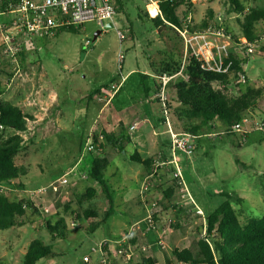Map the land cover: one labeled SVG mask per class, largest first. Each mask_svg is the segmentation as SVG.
<instances>
[{
  "label": "rangeland",
  "instance_id": "1",
  "mask_svg": "<svg viewBox=\"0 0 264 264\" xmlns=\"http://www.w3.org/2000/svg\"><path fill=\"white\" fill-rule=\"evenodd\" d=\"M241 1L248 9L264 8V0ZM122 2L123 9L119 14L116 13L113 19L114 27L124 36L122 42H119L113 28L100 30L95 23H86L75 29L74 33L63 32L54 40L53 45L42 49L38 55L33 45L24 44L21 53L12 59L1 53L0 36L1 97L5 101H16L18 90L30 102L37 90L45 94L55 92L58 94L56 109L53 107L48 111H35L42 113L44 118L54 121L59 119V126L53 125L52 122L44 124L47 119L36 126L29 119L26 131L20 134L23 144L15 164L26 171L23 183L26 191L34 190L36 193L33 196L30 193L14 196V192L23 189L10 186L1 193L11 200L27 198L40 208L37 213L27 210L20 219L23 222L21 227L0 231V264H21L28 245L37 238L43 240L56 254L55 257L41 259L37 264H139L141 258L156 250L164 254L159 255L156 261L158 264H179L171 251L189 249L195 253L198 250V240L206 237V216L225 201L222 194L231 196V206L242 225L251 218L264 217V133H229L215 121L209 126L206 135L195 138V150L189 158L179 152L175 154L185 189L193 203L187 198H182L181 188L173 185L172 171L168 170L171 175L168 180L161 179L159 184L153 183L159 180L157 167L148 188L149 194L145 191L144 201L141 199L143 204H156L155 229H144L143 233H138L125 243H117L129 228V224L139 217L138 210L140 217L145 216V212L142 213L136 204L144 170L141 164L129 159V147L127 151L124 150L128 142L123 145V150L119 151L117 147L105 144L103 135L106 133L119 137L127 132L128 124H122L115 116L126 106L127 101L138 93V85L143 82L140 81V74L144 69H149L148 64L158 68L165 59L181 60L184 52L182 40L176 30L161 29L157 32L149 21L137 17V13L143 14L145 10L150 15L157 14L153 0ZM191 3L192 21L195 25L209 20L210 16L213 18L210 23L219 17L222 25L233 35L241 36L237 20L242 17L229 14V4L224 0H193ZM184 10V7H180L178 13ZM128 24H131L133 31L131 37L126 29ZM257 28H260V24ZM97 31L101 34L94 40ZM262 50L264 43L255 49V53L244 65L248 84L240 85L233 81L226 87L228 96L237 95L239 90L245 89L246 86L261 91L257 99L259 108L254 114L256 120L264 118V86L252 85L250 81L264 82V57L258 55ZM119 57L122 58L121 63ZM39 63L45 68L46 76L40 75ZM129 70L134 71L133 76L116 92L117 96L112 103L98 114L104 101L91 99L94 91L112 80L117 85L121 76ZM182 79L184 78L181 76L173 79L167 91L172 108V124L177 131L182 130L185 120L182 117L178 119L174 113V110H182L176 102L174 85ZM144 82L146 87L151 85L150 79ZM9 84L11 87L8 90L6 88ZM39 85L46 89H39ZM216 87L223 89L225 86ZM150 104L152 110L148 118L153 125L166 130L162 125H158L159 114L161 116L159 105L154 102ZM247 114L249 113H244L242 118L248 117ZM97 117L99 118L95 123ZM106 123L114 124L112 129L118 132H109ZM90 128H93L90 134L96 136L98 143L105 145L100 151L101 155L86 150L85 143H92L91 135L87 136ZM96 131L97 133H94ZM7 135L8 133H4L5 137ZM99 136L102 137L101 140L98 139ZM166 137L167 135L163 134L158 138L163 140L164 150L170 158V142L167 144ZM95 147L98 148V144ZM97 156L105 157L110 162L103 180L111 189L113 199L117 201L113 214L107 219H103L106 209L104 194L88 176L92 160ZM153 158V167L155 163L162 161V157ZM171 168L174 169L172 165ZM62 175H65L67 181L65 186L59 187L56 192L46 189L44 194L38 193V188H46L50 181ZM89 188H94L96 195L88 199L85 196ZM169 189H173V194L166 199L164 193ZM117 195L125 202L117 200ZM37 196H43V199L38 201ZM65 206L74 211L92 207L97 217L74 224L69 209L66 210ZM43 208H46L47 212H44ZM57 214L62 217L67 227V238L64 240L51 238L44 229L46 222L52 224ZM94 222H99V227L91 233L87 232ZM109 238L112 241L110 247H104L107 258L105 263H101L102 254L98 251V246ZM128 245L132 246L128 257H125L124 253L116 255V251L121 248L127 252Z\"/></svg>",
  "mask_w": 264,
  "mask_h": 264
},
{
  "label": "trees",
  "instance_id": "2",
  "mask_svg": "<svg viewBox=\"0 0 264 264\" xmlns=\"http://www.w3.org/2000/svg\"><path fill=\"white\" fill-rule=\"evenodd\" d=\"M224 1L229 4V14L242 17L241 20H237L241 37L249 43L259 39L260 35L264 33V8L248 9L241 0ZM153 2L157 11L156 15H150L145 10L143 14L137 13V17L149 21L157 32L161 29H183L184 21L193 13V4L188 0H153ZM122 4V0H115L117 14L123 9ZM180 7H184L185 10L179 14ZM212 19L210 16L209 20L202 21L198 25L192 21V24L187 27L190 32H199L204 30ZM258 24H260V28H257ZM130 25L128 24L126 29L131 37L133 31ZM223 28L226 34L231 35L232 40H237L238 37L233 35L226 26L223 25ZM66 30L71 33L76 32L74 28ZM258 55L264 57V50L260 51ZM230 60L233 62L230 72L219 75L201 70L200 64L192 56H187L182 70L184 79L174 85L176 102L182 109L174 110V113L178 119L182 117L185 120L180 132L200 138L206 135V131L210 129L209 126L217 121L223 129L230 133L232 126L242 120L244 113L255 114L258 109L257 99L261 93L260 90L246 86L245 89L239 90L237 95L231 94L230 96L226 90V87L236 81L239 75L245 74L244 65L248 62V58L238 59L235 56H230ZM180 67L181 60L171 58L165 59L158 68L151 66L157 76L163 74L171 76L178 72ZM140 77L147 79L143 74H140ZM141 84L144 83L141 82ZM217 85L225 87L219 89L216 87ZM157 88L158 83L153 80L152 85L145 91V97L151 98ZM149 89L150 92H148ZM29 119L31 117L24 115L17 106L0 98V125L3 127L0 130V185L8 188L26 190L23 185L27 175L26 171L15 164V159L22 150L23 138L20 134L26 131V123ZM4 133H8L7 137L4 136ZM103 136L105 144L117 147L119 151H122L123 145L128 142V137L124 134L114 137L113 134L105 133ZM90 138L93 147L90 152L101 155L100 151L105 145L98 143L95 135H91ZM97 144L98 148L95 147ZM129 159L141 164L146 175L151 173L152 159H141L138 155L130 156ZM108 167L109 161L105 157L97 156L93 158L88 173L90 181L95 182L104 194L106 209L103 219H107L113 214L114 204L111 189L103 180ZM172 182L173 185L178 186L177 180L173 179ZM86 193L85 197L89 199L96 195V190L89 188ZM172 194L173 189H169L164 193V196L169 199ZM222 195L225 197V201L206 216V237L198 240V250L195 253L189 249H173L171 251L173 258L179 264H264V217L251 218L242 225L231 206V196L225 193ZM39 208L40 206H35L27 198L11 200L0 192V231L21 227L23 222L20 219L27 210L37 213ZM65 208L69 209L68 206ZM69 215L73 218L72 223L74 224L97 217L92 207L81 211L69 209ZM99 225V222H94L90 231L87 232H93ZM44 229L53 239L64 240L67 238V227L59 214L52 224L46 222ZM55 256V252L43 240L37 238L28 245L21 264H37L41 259ZM139 264H157V262L154 258L143 257Z\"/></svg>",
  "mask_w": 264,
  "mask_h": 264
},
{
  "label": "built area",
  "instance_id": "3",
  "mask_svg": "<svg viewBox=\"0 0 264 264\" xmlns=\"http://www.w3.org/2000/svg\"><path fill=\"white\" fill-rule=\"evenodd\" d=\"M192 1L188 0L190 3ZM115 7V0H0L1 53L13 59L21 53L23 45L33 37L48 38L60 29H77L86 23H95L100 30H104L107 24L113 22L116 14ZM184 22V28L176 30L184 47L181 67L178 72L171 76L166 74L156 76L158 88L152 98L157 101L160 107L162 124L165 126L169 137L170 158L167 164L172 165L174 168L171 173L172 179L178 181V186L183 192L181 197L187 198L193 203L185 189L181 173L175 161V154L179 152L189 158L195 150L193 142L197 137L173 128L170 100L167 94L169 83L179 76L183 77L182 70L187 56H192L200 64L201 70L205 72L219 75L228 74L233 66L230 56H235L238 59L252 56L255 53V49L261 43H264V33L260 35L259 39L254 40L253 43L247 42L241 36L234 41L230 34L225 33L219 17H216L204 30L199 32H190L187 27L192 24V16H188ZM112 28L115 30L119 42H122L124 40L123 34L115 27ZM87 45L88 41H86L85 46ZM119 60L121 63L122 58L119 57ZM235 82L240 85L248 84L245 74L239 75ZM118 89L119 85H110L108 91L110 97H113ZM136 126L137 124L129 126V131H133ZM1 129L3 127L0 125ZM231 132L241 135L253 132L264 133V120H256L252 116L244 117L239 123L232 126ZM98 139L101 140L102 137L99 136ZM85 147L89 152L93 149L92 143H86ZM164 164L162 161L157 162L151 173L144 177L139 196H144V192L148 190L157 172V167ZM66 184L67 181L63 177L51 182L46 188H40L38 193L44 194L46 189L56 192L59 187ZM7 188L0 185V192ZM35 193L30 192L31 196ZM155 208L156 204L153 202L144 203V218L130 225L117 243H125L138 233H143L144 229L154 230ZM43 209L44 212H47L46 208ZM105 246V240L98 246V251L102 254L101 263H105L107 258V254L104 251ZM128 246L127 252L121 248V250L116 251V255L124 253V256L128 257L131 254L132 247L131 245Z\"/></svg>",
  "mask_w": 264,
  "mask_h": 264
},
{
  "label": "crops",
  "instance_id": "4",
  "mask_svg": "<svg viewBox=\"0 0 264 264\" xmlns=\"http://www.w3.org/2000/svg\"><path fill=\"white\" fill-rule=\"evenodd\" d=\"M111 24L114 27V23L112 22ZM65 31H67V30L66 29H60L53 36L48 37V38L33 37L30 41H28L25 44L29 43L30 45H33L36 48L35 52L38 55V54H40L42 52V49L53 45L54 44V40L56 38H58V36H60V34H62ZM100 34H101V32H100ZM38 67H39V71L41 72L40 75L42 77L46 76L45 75V68L43 67L42 63H39ZM148 68H149L148 70L144 69L141 72V74L145 75L147 77V79H150L151 80V85H152L153 80H155L157 82V80H156V76L157 75L154 73V71H153L154 69L151 68V65L148 64ZM133 74H134V71L133 70H129L124 76H121V79H120L121 81L117 84V85H119V89L118 90L121 89V87L125 84V82L131 76H133ZM147 79H143L142 77H140V81H143V82L146 81ZM250 83H252V85H254V84L263 85L264 82L263 83L262 82L258 83V80H253V82L250 81ZM139 84L140 85H138V88H137L138 93L136 95L132 96L127 101L126 106H123L118 111V114H116L115 117L118 118L122 124H124V125L126 123L128 124L127 132H125V135L128 137V143H127V145L124 148V150L127 151L128 147H129L130 151L129 150L127 151V152H129L128 153V157L138 155L139 157H141V159H152V160H154L153 157H155V156L162 157V162L165 163V164L159 166L158 175H157L159 177V180L156 181V182H153L155 184H159L161 179L163 181L168 180L169 177H171V175L169 174V171H173L171 166L167 164V161L169 160V157L166 155V152L164 150L165 146H164L163 140L158 138V137H160L163 134L167 135V137H166L167 140L166 141H167V144H168L169 137H168V134H167L166 130H162L159 126L153 125L151 120L148 118V116L150 115V111L152 110L151 109L152 106H151L150 103L154 102L157 105H158V103L156 101H154V99L152 97L151 98H146L145 97V91L147 90L148 87H146L144 84H141V83H139ZM110 85H115V82L112 80L109 83H107L106 85L100 86L99 89L95 90L94 94L92 95L91 99H97L99 102H103L104 101V103H103L102 107L100 108L98 114L101 111H104L112 103V101L115 99V97L117 96L116 93H115V95L113 97H110V95L108 93ZM10 87H11V84H9L6 89L9 90ZM40 88L46 89L44 86L39 85V89ZM15 89H16V87H15ZM150 89L152 91V87ZM150 89H149L148 92H150ZM1 94H0V98H2ZM35 94L36 95L31 100L29 99L30 100V102H29L27 100V98H25V96L23 94L19 93L18 90H17L16 96L18 97V100H16V101L12 100L10 102L14 106H17L24 115L26 114V115L30 116L31 117L30 120H31L32 124H34L36 126H39L41 124V122L44 121L47 118H44L42 113H40L39 111H35V110L36 109L37 110L41 109V110L48 111V109L53 108V107H55L54 109H56L57 108V104L56 103L58 101V94H56L55 92H49L48 94H45L41 90H37L35 92ZM24 103H26V104H24ZM257 107L259 108L258 104H257ZM259 110H258V113L261 114V112H259ZM262 111H264V108H263ZM159 113H160V109H159ZM250 115L252 117H255V115H252V114H247L246 116H250ZM57 117H60V116H57ZM98 118L99 117H97V119L95 120V123L97 122ZM47 120H45L46 123L44 122V124H48V123L52 122L53 125L59 126V123H58L59 119L58 118L55 121L54 120H50V119H47ZM157 121L159 122L158 125H160V126L162 125L163 127H165L162 124V120H161L160 114H159V118H158ZM95 123H94L93 128L95 127ZM117 124L118 123H116V125ZM133 124H137L136 128L133 131H129V129H128L129 126H131ZM113 125L112 124H109V125L107 124V128H108L109 132H113L114 131L112 129ZM93 128L89 129V131L87 133V136L91 135L90 133L93 131ZM115 132H118V131H114V133ZM133 132H135V133H133ZM94 133H97V131L94 132ZM155 134H157V136ZM155 165H156V163H155ZM152 167H153V165H152ZM72 169H70V171H72ZM64 176L65 175H62L61 177H59L56 180H59V179L63 178ZM145 176H146V171L144 170L143 174H142V180L144 179ZM53 181H55V180H53ZM50 183H51V181H50ZM61 187H63V186H61ZM38 189H40V188H38ZM148 191L149 190H147V192ZM30 192L31 191H29V190L28 191L21 190L20 192H17V191L14 192L13 195L14 196H18L19 194H28ZM32 192H36V191L33 190ZM148 194H149V192H148ZM144 196L141 197V196L138 195V200H136V204L138 205V208H140L142 210V213L144 212V204L141 202V199L144 201ZM18 199L20 200V199H22V197H19ZM40 199H43V196H39V197L37 196V200L40 201ZM117 200H119L121 202H125L124 199L122 197H120V195H117ZM116 202L117 201L114 200L113 207L116 204ZM37 203H39V202H37ZM137 216H139V217H137V219H135L133 222H131L129 224V226L134 224L135 222H138V221L142 220L143 217H144V215H142L140 217V211L139 210H138ZM113 236L114 235H110V237H113ZM105 241H106V246L110 247L109 244L112 242L111 239L109 238L108 240H105ZM110 249H112V248H110ZM110 249H109V251H110ZM159 255H163L164 256V254L162 252H159V251L156 250L155 252H150V254H148V256H145V257H151V258H154L157 261L159 259ZM157 264H158V262H157Z\"/></svg>",
  "mask_w": 264,
  "mask_h": 264
},
{
  "label": "water",
  "instance_id": "5",
  "mask_svg": "<svg viewBox=\"0 0 264 264\" xmlns=\"http://www.w3.org/2000/svg\"><path fill=\"white\" fill-rule=\"evenodd\" d=\"M112 27H113L112 24H107V25H106V28H112ZM99 34H100V31H97V32L95 33L93 39L95 40Z\"/></svg>",
  "mask_w": 264,
  "mask_h": 264
}]
</instances>
